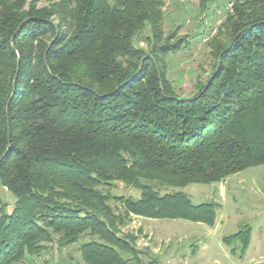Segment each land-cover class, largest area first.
<instances>
[{"label":"trees","instance_id":"1","mask_svg":"<svg viewBox=\"0 0 264 264\" xmlns=\"http://www.w3.org/2000/svg\"><path fill=\"white\" fill-rule=\"evenodd\" d=\"M162 6L0 0V264L72 246L82 264H151L122 230L133 218L211 227L219 206L182 190L264 166V0L225 12L215 68L186 97L166 76L181 48L162 38ZM250 232L223 243L244 253Z\"/></svg>","mask_w":264,"mask_h":264},{"label":"rangeland","instance_id":"2","mask_svg":"<svg viewBox=\"0 0 264 264\" xmlns=\"http://www.w3.org/2000/svg\"><path fill=\"white\" fill-rule=\"evenodd\" d=\"M156 1L163 5L162 38L181 48L164 59L166 76L177 95H192L215 68L209 45L224 41L219 25L235 0H204L203 5L201 0ZM142 34L149 35L148 28ZM135 45L148 49L143 41ZM182 191L194 205L209 202L219 206L214 225L133 218L122 230L137 236V248L153 256L151 264H264V166L245 169L219 184H189ZM112 193L126 195L128 190L117 183ZM132 196L137 199L139 193ZM243 225L251 228V238L247 251L241 253L238 243L227 247L223 238L236 234ZM22 264L82 262L72 246L60 253L54 248Z\"/></svg>","mask_w":264,"mask_h":264},{"label":"water","instance_id":"3","mask_svg":"<svg viewBox=\"0 0 264 264\" xmlns=\"http://www.w3.org/2000/svg\"><path fill=\"white\" fill-rule=\"evenodd\" d=\"M21 25H22V24H21ZM19 29H20V26L17 28V30L15 31L13 37H12L11 40H10V44H11V45H12L13 38H14V36L18 33ZM239 33H240V32H239ZM239 33L233 38V40L231 41V43L229 44V46L227 47V49H226L225 51H227V50L233 45V43L235 42V40H236V38L238 37ZM57 35H58V32H56V36H55L54 39L49 43V46H50L51 43L56 39ZM14 51H15V50H14ZM222 54H223V52H221V53L219 54V56H218V59H217V69H218V66H219V63H220V58H221V55H222ZM150 58L152 59V61H153V63H154V66H155V69H156V71L158 72V68H157V65H156L155 61L153 60L152 57H150ZM141 63H142V60H141ZM140 66H141V65H140ZM217 69H216V71H217ZM216 71H215V73L211 76V78L208 80V82L206 83L205 88L207 87L209 81H210V80L214 77V75L216 74ZM16 75H17V72H16V74H15V77H14V80H13V83H12V93H11V95H12L13 92H14V83H15ZM158 78H159V73H158ZM159 79H160V78H159ZM6 108H7V106H6ZM7 137H8V134H7ZM8 142H9V141H8ZM0 219H1V212H0Z\"/></svg>","mask_w":264,"mask_h":264},{"label":"crops","instance_id":"4","mask_svg":"<svg viewBox=\"0 0 264 264\" xmlns=\"http://www.w3.org/2000/svg\"><path fill=\"white\" fill-rule=\"evenodd\" d=\"M250 230H251V228H250ZM250 238H251V232H250ZM249 243H250V240H249ZM248 246H249V244H248ZM247 249H248V247H247ZM247 249L245 250V252L247 251Z\"/></svg>","mask_w":264,"mask_h":264}]
</instances>
